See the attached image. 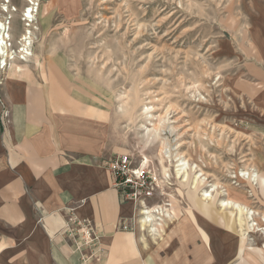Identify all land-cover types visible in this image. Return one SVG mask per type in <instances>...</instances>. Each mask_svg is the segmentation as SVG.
<instances>
[{"label":"rangeland","instance_id":"obj_1","mask_svg":"<svg viewBox=\"0 0 264 264\" xmlns=\"http://www.w3.org/2000/svg\"><path fill=\"white\" fill-rule=\"evenodd\" d=\"M9 3L18 45L28 2ZM263 26L264 0H71V7L41 0L32 56L0 71V120L9 113L2 88L10 72L61 89L71 110L107 119L109 159L127 153L158 175L123 230L159 233L149 242L163 249L190 248L182 239L194 233L201 238L194 243L210 248V237L231 229L235 237L213 241L220 264H264V128L236 82L240 66L259 56ZM180 158L189 163L187 181ZM214 185L213 199L204 200ZM230 198L239 210L220 207ZM158 206L169 216L160 212L153 222L160 229L144 231L142 212ZM248 221L255 229L243 237Z\"/></svg>","mask_w":264,"mask_h":264},{"label":"crops","instance_id":"obj_2","mask_svg":"<svg viewBox=\"0 0 264 264\" xmlns=\"http://www.w3.org/2000/svg\"><path fill=\"white\" fill-rule=\"evenodd\" d=\"M258 51L240 66L236 82L264 128V34ZM33 81L30 73L14 71L2 88L9 116L0 120V264H81L64 233L69 208L92 220L101 236L103 251L88 264H220L213 241L233 238L231 229L210 237V248L194 243L201 240L194 233L181 238L193 241L190 248L163 249L149 242L159 233L123 230L139 208L122 202L114 187L107 119L71 110L57 94L61 89Z\"/></svg>","mask_w":264,"mask_h":264},{"label":"built area","instance_id":"obj_3","mask_svg":"<svg viewBox=\"0 0 264 264\" xmlns=\"http://www.w3.org/2000/svg\"><path fill=\"white\" fill-rule=\"evenodd\" d=\"M8 11L4 16L0 15L3 21L11 22L12 11L8 0ZM27 8L29 12L23 13L25 31L21 36L18 45L13 38L0 34V71L6 73L12 60L18 57L21 61H27L33 54L32 43L34 35V25L40 9L41 0H29ZM26 8V9H27ZM25 9V10H26ZM9 18V19H7ZM9 25V24H8ZM25 36L30 39V44L25 45ZM3 51V53H1ZM3 80H1V83ZM4 120L8 118V111L4 110ZM107 165L113 175L114 187L119 191L122 202L131 201L135 204L140 203L144 197L153 195L158 183V175L153 169L145 167L144 164L135 166L132 164V158L127 153L115 155L109 159ZM122 227V225H121ZM125 229L127 225H123ZM65 235L71 240L75 252L79 253L81 264H88L95 260L99 253L103 251L101 245V236L92 220L88 218H79L75 214V208L68 209L67 221L64 229Z\"/></svg>","mask_w":264,"mask_h":264},{"label":"bare ground","instance_id":"obj_4","mask_svg":"<svg viewBox=\"0 0 264 264\" xmlns=\"http://www.w3.org/2000/svg\"><path fill=\"white\" fill-rule=\"evenodd\" d=\"M9 1V0H8ZM26 1H29V0H26ZM3 4V8H2V15L1 16H4L5 13L8 11L7 7L8 5L6 3H2ZM69 6L71 7V0H69ZM17 10V9H15ZM29 12V8H27L25 11H23L24 13L26 12ZM9 19V18H7ZM9 24V25H8ZM12 24L11 22H7V21H3L2 19H0V34L2 33L3 34V38L5 37V35L9 38L12 37V34H11V31H12ZM23 35V33L21 34V36ZM27 35L24 34V36ZM21 38V37H20ZM22 39H25V45H28L30 44V39H28L27 36H25L24 38ZM34 40V39H33ZM3 42L1 41L0 45H2ZM0 50H3V48L1 47ZM3 53V51L1 52ZM157 130V131H156ZM156 134L159 133L158 131V128H156ZM158 132V133H157ZM167 152V151H166ZM168 156V155H167ZM180 163L178 164V166L180 167L178 169V173L179 174H182L183 177H185L184 181H187V177H188V169H189V163L186 161V160H181L180 158ZM251 172H253V178H254V181H257L258 182V179H259V175H258V172L256 170H252ZM250 171H245L243 172L242 176H245L246 178L247 177H250V175H252ZM199 178V176L197 177ZM199 179H197V182L196 184L198 183ZM195 187V186H194ZM217 188V189H216ZM214 191H218V187L217 185H214L213 186V189L212 190H207V191H204V194H202V196L204 197V200L207 199V200H212L213 197H214V194L213 192ZM220 207L224 208L225 210H239L241 205L233 200L232 198L228 199V200H221L220 202ZM244 207V206H243ZM247 208V207H246ZM144 209H148L147 207L144 208ZM244 210V209H243ZM160 212H163L165 216H169V213L167 210H165L164 208H162L161 206L159 207H156L155 209L151 210V211H144L142 212V215L144 216H141L142 219L140 220V224L142 225V229L145 231L146 229H149L151 227H154V230H157L160 229L159 226L161 225L160 223H158L157 221H155V223L153 224L154 222V219L157 218V214H160ZM249 210L246 212V215L248 216L249 215ZM146 215V216H145ZM159 217V216H158ZM248 218V217H247ZM248 231L247 232H242V235L243 237H248L246 236V234H249V232H251L252 230L255 229V227L253 228V226L250 224V222L248 221ZM245 224L247 226V221H245ZM245 231V230H244ZM264 246V245H263ZM259 250H262V249H259Z\"/></svg>","mask_w":264,"mask_h":264}]
</instances>
